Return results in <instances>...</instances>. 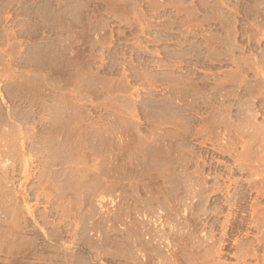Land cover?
I'll list each match as a JSON object with an SVG mask.
<instances>
[{
  "label": "rangeland",
  "instance_id": "1",
  "mask_svg": "<svg viewBox=\"0 0 264 264\" xmlns=\"http://www.w3.org/2000/svg\"><path fill=\"white\" fill-rule=\"evenodd\" d=\"M264 0H0V264H263Z\"/></svg>",
  "mask_w": 264,
  "mask_h": 264
},
{
  "label": "bare ground",
  "instance_id": "2",
  "mask_svg": "<svg viewBox=\"0 0 264 264\" xmlns=\"http://www.w3.org/2000/svg\"><path fill=\"white\" fill-rule=\"evenodd\" d=\"M264 264V263H263Z\"/></svg>",
  "mask_w": 264,
  "mask_h": 264
}]
</instances>
